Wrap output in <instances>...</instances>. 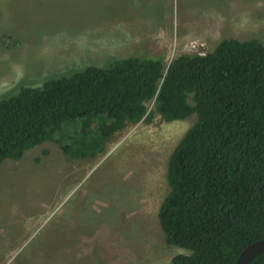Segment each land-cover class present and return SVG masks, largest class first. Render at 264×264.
<instances>
[{
    "label": "rangeland",
    "instance_id": "374dc122",
    "mask_svg": "<svg viewBox=\"0 0 264 264\" xmlns=\"http://www.w3.org/2000/svg\"><path fill=\"white\" fill-rule=\"evenodd\" d=\"M264 42V0H0V100L114 59ZM153 103L149 104V111ZM196 115L115 134L96 159L54 142L0 167V264H170L159 222L168 164Z\"/></svg>",
    "mask_w": 264,
    "mask_h": 264
},
{
    "label": "trees",
    "instance_id": "16d2710c",
    "mask_svg": "<svg viewBox=\"0 0 264 264\" xmlns=\"http://www.w3.org/2000/svg\"><path fill=\"white\" fill-rule=\"evenodd\" d=\"M153 110L149 111V104ZM196 115L168 164L159 222L190 254L170 264H235L264 240V42L226 38L207 54L114 59L0 100V167L46 142L96 159L116 133ZM248 264H264V252Z\"/></svg>",
    "mask_w": 264,
    "mask_h": 264
},
{
    "label": "water",
    "instance_id": "95a60500",
    "mask_svg": "<svg viewBox=\"0 0 264 264\" xmlns=\"http://www.w3.org/2000/svg\"><path fill=\"white\" fill-rule=\"evenodd\" d=\"M264 252V240L248 246L239 256L235 264H248L258 255Z\"/></svg>",
    "mask_w": 264,
    "mask_h": 264
}]
</instances>
